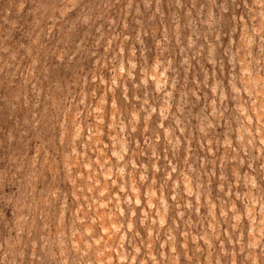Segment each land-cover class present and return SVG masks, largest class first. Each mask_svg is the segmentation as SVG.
<instances>
[{
    "label": "rangeland",
    "instance_id": "374dc122",
    "mask_svg": "<svg viewBox=\"0 0 264 264\" xmlns=\"http://www.w3.org/2000/svg\"><path fill=\"white\" fill-rule=\"evenodd\" d=\"M0 264H264V0H0Z\"/></svg>",
    "mask_w": 264,
    "mask_h": 264
}]
</instances>
